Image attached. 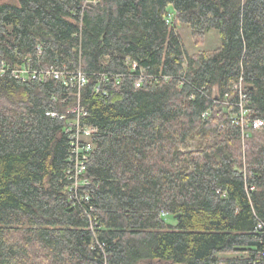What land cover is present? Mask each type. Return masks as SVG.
<instances>
[{"label": "trees", "instance_id": "16d2710c", "mask_svg": "<svg viewBox=\"0 0 264 264\" xmlns=\"http://www.w3.org/2000/svg\"><path fill=\"white\" fill-rule=\"evenodd\" d=\"M84 2L0 0V68L88 77L0 74V264H264V129L233 122L241 79L247 118L264 120V0ZM180 26L220 46L191 54ZM79 94L98 132L89 200L74 201Z\"/></svg>", "mask_w": 264, "mask_h": 264}, {"label": "built area", "instance_id": "2783aa9c", "mask_svg": "<svg viewBox=\"0 0 264 264\" xmlns=\"http://www.w3.org/2000/svg\"><path fill=\"white\" fill-rule=\"evenodd\" d=\"M97 1L98 0H85L84 6H86L88 3H96ZM39 53L41 54L40 48ZM31 63L32 61L28 60V63L23 67H11L3 63L2 67L0 68V74L4 75L5 73H10L13 78L25 82L36 79L43 81L46 78H53L57 81L63 82L65 85L77 83L80 89L88 82V77L81 70V68L68 75L66 72L58 70L54 67L49 70H35L31 68ZM127 66L130 72L137 73V76L134 80V87L141 88L148 80V75L135 60L128 58ZM103 77L106 78V75H103ZM234 89L238 91L240 101L236 104V106L239 108V113L233 116V122L241 126L243 130V137L248 138L251 130L264 129V120H250L247 118L248 101L246 95V86L243 79H241L240 82L234 86ZM99 90L100 86L97 87V91ZM78 96V104L70 110L73 116L68 121V126L65 129V133L69 137L71 146V157L68 160L70 167L67 170V177L70 182L68 189L70 196L74 201H80L83 199L89 200V195L87 193L82 194L81 191L86 186L90 185V181L86 178V174L88 170V162L93 152V140L98 132V128L96 127L82 125V119H84L87 114L81 103L80 94ZM51 115L55 116V114ZM206 115L207 114L204 116ZM94 221L92 220V229L93 225H96ZM257 229L264 232V222H259ZM262 255L264 257V249Z\"/></svg>", "mask_w": 264, "mask_h": 264}, {"label": "rangeland", "instance_id": "374dc122", "mask_svg": "<svg viewBox=\"0 0 264 264\" xmlns=\"http://www.w3.org/2000/svg\"><path fill=\"white\" fill-rule=\"evenodd\" d=\"M3 1H11L15 3L18 2V0H3ZM180 33L182 35L186 48L191 54H194L200 50H206V51L214 50L217 47H219L221 43L219 34L215 30L208 32L205 42L200 46H196V44L194 43L192 39L191 30L188 27L180 26ZM170 222L172 224H176V221L174 219H170Z\"/></svg>", "mask_w": 264, "mask_h": 264}]
</instances>
